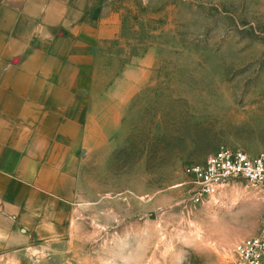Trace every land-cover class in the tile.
Here are the masks:
<instances>
[{"label":"rangeland","instance_id":"obj_1","mask_svg":"<svg viewBox=\"0 0 264 264\" xmlns=\"http://www.w3.org/2000/svg\"><path fill=\"white\" fill-rule=\"evenodd\" d=\"M102 12L114 35L88 94L128 65L144 75L58 233L0 248V264H234L236 243L259 233L264 190L237 178L195 204L186 169L223 146L264 151V0H105Z\"/></svg>","mask_w":264,"mask_h":264},{"label":"crops","instance_id":"obj_2","mask_svg":"<svg viewBox=\"0 0 264 264\" xmlns=\"http://www.w3.org/2000/svg\"><path fill=\"white\" fill-rule=\"evenodd\" d=\"M105 0H0V248L58 233L86 160L119 131L145 68L88 94ZM143 59L140 64H147Z\"/></svg>","mask_w":264,"mask_h":264},{"label":"built area","instance_id":"obj_3","mask_svg":"<svg viewBox=\"0 0 264 264\" xmlns=\"http://www.w3.org/2000/svg\"><path fill=\"white\" fill-rule=\"evenodd\" d=\"M186 172L194 185L195 204L210 201L222 186L237 178L264 190V151L250 155L241 148L223 146L203 163L188 166ZM234 264H264V215L259 233L236 243Z\"/></svg>","mask_w":264,"mask_h":264}]
</instances>
